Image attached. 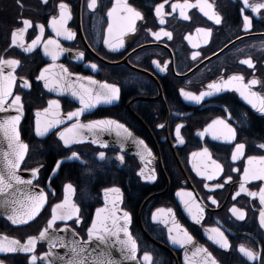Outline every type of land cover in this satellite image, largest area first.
I'll list each match as a JSON object with an SVG mask.
<instances>
[{
  "label": "flooded vegetation",
  "instance_id": "1",
  "mask_svg": "<svg viewBox=\"0 0 264 264\" xmlns=\"http://www.w3.org/2000/svg\"><path fill=\"white\" fill-rule=\"evenodd\" d=\"M127 4L141 14L135 20V31L123 37L115 31V16L108 13L117 7V0H97L90 8V0H0V59L18 60L15 68L13 95L22 98L23 119L19 125L20 140L28 145L19 171L39 169L32 185L46 194V203L38 215L24 225H14L8 218L0 216V237L26 243L29 237L39 235L47 226L55 205L66 197V186L72 184L75 192L73 201L80 208L79 217L69 221H57L54 235L71 240V230L76 239L87 242L88 231L93 225L96 211L103 207L106 189H119L113 194L121 199V208L130 214L129 232L138 245L137 259L142 264L144 253L151 256V264H188L185 258L191 256L192 246L182 248L174 245L168 235V226L162 220L154 219L157 209H172L175 218L194 238L195 246H202L212 253L217 264H262L264 262V227L260 226L259 214L264 205L259 197H250L239 192L243 172L249 167L248 157L264 156V113L253 108L234 88L206 97L199 104L188 101L181 90L199 94L207 85L234 74L242 75L247 84L253 78L261 82L253 91L264 95V9L257 14L244 6L243 0H126ZM69 6L71 19L66 28L73 32L72 40L58 37L52 28V20L60 18V4ZM192 4L181 15L173 4ZM249 4L264 3V0H248ZM200 4H210L212 13L221 17V23L200 10ZM163 5L160 14L156 9ZM123 5L121 4V7ZM252 18V27L244 28V16ZM24 21L31 26L24 33L23 44L30 46L40 37L32 52H26L19 44H13L12 34L24 28ZM163 21V22H161ZM114 31L109 34V25ZM44 26L43 34L39 26ZM163 29L171 38L162 33L157 39L153 33ZM201 29H211L210 34ZM59 40L65 51L57 61L45 54L44 45ZM120 39L124 47L113 51L105 41L116 44ZM49 47H52L49 45ZM83 53L79 58L78 54ZM193 53H199L195 58ZM139 57V58H138ZM252 60V66L244 64ZM55 64L51 72H59L60 65L71 73L70 79L92 77L101 83L116 84L120 88L119 99L111 104H100L82 115V123L93 120H113L124 125L137 138L131 143L117 135L115 126L96 137L87 130L85 141L66 146L58 133L76 122L69 120L59 128H53L44 136L36 132V112L48 107V102L60 101L62 115L74 111L81 105L70 92L60 95L59 91L47 89L43 80L37 79L43 69ZM97 67L92 68L90 65ZM167 65L165 71H161ZM11 71L5 67V75ZM48 75V73H46ZM31 85L24 87V81ZM6 107H8L6 105ZM230 113V116L228 115ZM7 111L0 112L2 120ZM224 118L236 129V139L225 141L203 134L212 120ZM163 125V127H160ZM179 127V135L177 128ZM113 133V134H112ZM181 139L183 142H181ZM143 141V145L140 144ZM107 143V147L103 143ZM237 143L245 144L243 155L233 160ZM6 138L0 133V153L7 149ZM207 148L211 160L222 166V171L209 180L201 176L205 164L192 153ZM105 153L103 159L100 152ZM72 152L76 159H66ZM123 155L121 161L119 157ZM60 167L57 168V163ZM257 166L259 162H255ZM156 176L146 180L140 175ZM231 176V180L228 177ZM216 184L223 187L217 188ZM207 185V187H206ZM246 188L258 192L264 181L250 180ZM190 191L196 201L204 207L200 224L191 220L184 209L178 193ZM217 202L213 204L212 199ZM235 207L245 213L239 220L233 213ZM75 221V222H73ZM65 225L69 231H64ZM219 227L231 244L229 250H222L209 238L207 229ZM243 245L259 253L257 260L250 261L239 248ZM90 247H95L93 243ZM59 247L53 250H58ZM66 259L71 256L64 248ZM49 252V242L38 243L35 247L37 264L39 257ZM117 244L111 249V257L126 261ZM31 256L21 253H0V260L7 264H31Z\"/></svg>",
  "mask_w": 264,
  "mask_h": 264
},
{
  "label": "snow or ice",
  "instance_id": "2",
  "mask_svg": "<svg viewBox=\"0 0 264 264\" xmlns=\"http://www.w3.org/2000/svg\"><path fill=\"white\" fill-rule=\"evenodd\" d=\"M244 6L246 8H251L253 12L259 14L261 9H264V3L249 4L248 0H243ZM97 0H90L89 7L95 8ZM121 4L123 5L121 7ZM192 4H173V10L179 8L181 10V15H185V9L194 7ZM60 18L57 20L53 18L52 28L56 32L58 37L63 36L65 39L72 40L74 38V33L66 28V23L71 19V11L68 5L60 4ZM163 5H160L156 11L159 15ZM211 9L210 4H200V10L205 12L210 19L214 20L216 24L221 23V17L212 13L211 11H206ZM115 16L117 23L115 24V31L123 37L127 32L135 31V20L140 19L141 14L127 4L126 0H117V7H114L108 15ZM163 22V21H161ZM24 28L17 29L16 32L12 34L13 44H19L21 48H24L26 52H32L33 48L37 45L40 37L32 41L30 46L25 47L23 44L24 33L27 28L31 26L30 21H24ZM252 27V18L249 16H244V28L250 29ZM40 32L43 34L44 26L40 25ZM114 31V26L109 25L108 32L111 34ZM198 31H204L210 34L211 29H201ZM161 33L164 36L171 38V33L161 29V32L153 33L157 39L160 38ZM108 46L116 51L119 48L124 47L123 39H120L118 43L113 44L105 41ZM51 45L52 47H49ZM45 54L50 55L53 62L57 61L59 57L67 51L63 49L59 43V40L50 39L47 44L44 45ZM199 53H193V57L198 56ZM79 58L83 57V53L78 54ZM139 58V57H138ZM20 62L18 60H3L0 59V112L8 111L9 108H14L19 114L10 115L5 119L0 120V133L6 138L8 144V150L0 153V208L4 209L7 216L14 225H24L29 221H32L40 212L43 205L46 203V194L43 192H32V180L24 179L18 174V169L20 168L21 162L28 151V145L23 144L20 141V133L18 129L19 122L23 115V103L22 98L19 95H15L14 99L9 103L8 97L13 95V86L15 84V68ZM244 64L252 66V60L246 59L243 61ZM9 67L11 71L5 75V67ZM56 67L55 64H49L40 76L37 77L39 80L45 82V87L57 90L61 93L70 92L73 96L78 98V102L81 105L79 108L72 112L67 113V119L72 120L76 118V122L70 124L69 126L63 128L59 132V137L63 141L64 145L71 146L76 143L83 142L85 139L84 132H87L96 137L93 140L94 143H100V134L112 130L115 126L117 135L124 136L125 138L131 137L132 133L127 130V128L120 124L118 121L113 120H93L87 123L80 122V117L85 113L94 109L100 104H111L119 99L120 88L116 84H109L107 82H99L94 80L92 77H78L77 81H72L70 79L71 73L67 72V69L60 65V71L52 73L51 70ZM92 68H96L95 64L90 65ZM167 65L161 68V71H165ZM48 73V75H46ZM244 77L242 75L234 74L229 76L226 80L221 79L219 82H212L207 85L206 90L200 91L199 94L181 90L182 95L188 101L199 104L205 100L206 97L214 96L219 92L225 91L229 88H234L240 95L255 109L259 112L264 113V95L253 91V86L261 84L260 81L253 78L250 82L245 84ZM264 86V85H262ZM24 87H31L28 81H24ZM6 105L8 107H6ZM230 116V113H228ZM36 132L40 136H44L53 128L58 125L65 123V119L61 116V105L60 101L53 99L48 102V107L44 108L42 111L36 112ZM163 127V125H160ZM177 135H179V127L177 128ZM203 134H210L215 139H224L225 141H234L236 139V129L232 127L230 123L224 118H216L212 120L210 124L204 130ZM181 142L182 139H181ZM143 145V141H140ZM104 147H107V143H103ZM264 149V145H260ZM245 149V144L237 143L235 145V152L232 156L233 160L239 159L243 155ZM193 157H200L201 162L210 161V163L205 164V169L211 168V174L208 171H201L199 165L197 166V171L201 176L207 175L208 179H213L214 175L222 171V166L214 160H211V154L205 147L201 152L192 153ZM101 159L105 157V153L102 151L99 153ZM78 158V153L72 152L70 157L66 159H76ZM123 161L124 157L121 155L119 157ZM259 162V165L255 162ZM249 167L245 168L243 172V182L239 185V195L241 192L247 193L250 197H259V202L264 205V187L260 188L258 192L249 191L246 188V183L250 180H260L264 181V156L261 157H248ZM60 167V162L57 163V168ZM39 169H33V178L38 175ZM140 175L144 176L146 180H155L156 176L145 175L143 172ZM231 180V176L228 177ZM23 186V191H17V189ZM207 187V185H206ZM215 187H223L222 184H216ZM108 191H114L118 193L119 189H106ZM75 189L72 184L66 186V197L65 199L55 205L53 208V214L51 219L48 221L47 226L39 233L38 236L29 237L26 243H21L18 240L10 239L8 237H0V253H32L31 264H37L38 257L35 255V247L38 241L47 240L49 242V252L44 254L45 259H47V264H53L52 257L57 260H61L63 264H120V261L114 260L111 257V249L117 244L119 245L120 252L125 259L135 260L137 259L138 245L136 240L131 236L128 231L127 224L130 223V214L127 212L123 213V216L118 215L119 208L115 201L112 202L110 208L98 209L97 210V220L93 223L92 227L88 231L89 240L84 242L82 240L76 239L77 234L74 230H71L72 239L65 240L64 237L54 235V226L57 221H69L73 220V217H79L80 208L73 201ZM184 209L189 214L192 221L196 224L202 222L204 216V207H202L197 201L194 194L190 191L181 190L178 193ZM213 204H216L214 198H211ZM232 213L239 219H245V213L235 207L232 208ZM103 213V215H101ZM157 214L154 219L162 220L165 226H168V235L170 241L174 245H179L182 248H187L192 246L191 256L193 259H188V252L185 254V258L188 260V264H217L215 257L206 248L202 246H195L194 238L183 228L182 225L175 218V213L172 209H157ZM123 220L124 223L120 224L119 221ZM75 222V221H73ZM259 223L261 227H264V208L261 209L259 214ZM64 231H69L68 226L65 225ZM209 233L208 238L217 245L222 250H229L231 244L228 237L225 235L224 231L219 227L211 228L206 230ZM121 233L123 237L121 238ZM95 244V247H90V245ZM56 247L67 248L71 256L67 259L58 256L53 252ZM240 253L247 257L250 261H255L258 258L259 253L252 249H248L243 245L239 248ZM2 264V262H0ZM142 264H151V256L149 253L145 252L143 256ZM264 264V262H262Z\"/></svg>",
  "mask_w": 264,
  "mask_h": 264
},
{
  "label": "water",
  "instance_id": "3",
  "mask_svg": "<svg viewBox=\"0 0 264 264\" xmlns=\"http://www.w3.org/2000/svg\"><path fill=\"white\" fill-rule=\"evenodd\" d=\"M47 89H49V88H47ZM50 90V89H49ZM13 91V90H12ZM63 93H65V92H63ZM63 93H59L60 95H63ZM19 113L14 109V108H9L8 109V111H7V116H10V115H18ZM63 113L61 112V116L65 119V123L64 124H62V125H58L56 128H59V127H62L63 125H65L66 124V122H68L69 120L67 119V115H62ZM3 116L4 115H2V120L4 119L3 118ZM23 116H24V114L22 115V117H21V120H20V122H19V125H20V123H21V121H22V119H23ZM0 120H1V118H0ZM35 122H36V119H35ZM75 123V122H74ZM19 125H18V129H19ZM63 130V129H62ZM61 130V131H62ZM115 130V129H114ZM113 134V133H112ZM85 135V134H84ZM85 137H86V135H85ZM58 138L60 139V137H59V133H58ZM128 139V141L129 142H131V143H135V142H138V140H137V138L136 137H134L133 135L131 136V137H128L127 138ZM61 140V139H60ZM21 141V140H20ZM62 141V140H61ZM85 141H92V140H90V139H84L83 140V142H85ZM63 142V141H62ZM24 144V143H23ZM8 150V147H7V149H4L3 148V150L2 151H7ZM23 162V161H22ZM22 162H21V164H20V166L22 165ZM31 171H28V172H21V171H19V169H18V174L20 175V176H22L24 179H31V180H33V177L31 176ZM38 188H36L35 189V187H33V185L31 186V191L32 192H40L39 191V189L37 190ZM24 190V187L23 186H20L18 189H17V191H23ZM42 192V191H41ZM43 193H44V191H43ZM114 193H116V192H114V191H108L107 193H105V195H104V202H105V204H104V206L103 207H101V208H99V209H106V208H110L111 207V204H112V202L113 201H115L116 202V204H117V207L119 208V213H118V215L120 216V217H122L123 216V213L125 212L122 208H121V203H122V201H121V199H119V201H117V200H115L114 198H113V194ZM45 205V204H44ZM44 205H43V207H44ZM42 207V208H43ZM42 208H41V210H42ZM40 210V211H41ZM9 215V213H6L5 211H4V209H2V208H0V216H4V217H6L7 218V216ZM101 215H103V213L101 214ZM97 220V211H96V213H95V217H94V221H93V223L95 222ZM119 223L120 224H123L124 223V221L121 219L120 221H119ZM129 224L130 223H128L126 226H127V228H128V231H129ZM38 236V235H37ZM121 238H124L123 237V233H121ZM42 242H46V240H40V241H38L37 242V244L38 243H42ZM53 252L54 253H56L58 256H61V257H64L65 259H66V257H65V251H64V248L63 247H59V249L58 250H53ZM18 253H21V254H27V255H32V253H24V252H18ZM1 254H5V253H1ZM121 255H122V253H120ZM44 257V254L42 255V256H40L39 257V260L41 261V263L42 264H47V259H45V258H43ZM52 259H53V264H63V262L61 261V260H57V259H55V257H52ZM30 260H31V258H30ZM0 262H2V264H7V263H5L4 261H2V260H0ZM120 264H139V262H138V259H135V260H131V259H128V260H126V261H120Z\"/></svg>",
  "mask_w": 264,
  "mask_h": 264
}]
</instances>
